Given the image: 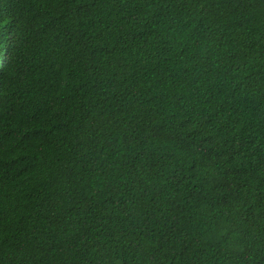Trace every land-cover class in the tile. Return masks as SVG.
<instances>
[{
	"label": "trees",
	"instance_id": "trees-1",
	"mask_svg": "<svg viewBox=\"0 0 264 264\" xmlns=\"http://www.w3.org/2000/svg\"><path fill=\"white\" fill-rule=\"evenodd\" d=\"M0 264H264V0H0Z\"/></svg>",
	"mask_w": 264,
	"mask_h": 264
}]
</instances>
